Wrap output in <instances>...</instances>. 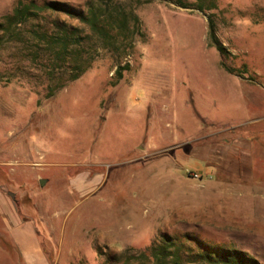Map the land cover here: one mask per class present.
<instances>
[{"label":"rangeland","instance_id":"374dc122","mask_svg":"<svg viewBox=\"0 0 264 264\" xmlns=\"http://www.w3.org/2000/svg\"><path fill=\"white\" fill-rule=\"evenodd\" d=\"M213 1L141 5L129 55L50 99L0 81V264H23L7 218L36 225L47 264H154L170 241L264 264V0Z\"/></svg>","mask_w":264,"mask_h":264},{"label":"trees","instance_id":"16d2710c","mask_svg":"<svg viewBox=\"0 0 264 264\" xmlns=\"http://www.w3.org/2000/svg\"><path fill=\"white\" fill-rule=\"evenodd\" d=\"M154 1L87 0L86 9H82L56 0H18L14 9L0 18V81L28 84L41 89L46 99L54 97L105 54L116 58L129 55L142 35L137 9ZM164 1L184 9H193L197 3L199 9L208 10L216 5L213 0L209 4H203L206 0ZM209 30L211 44L224 55L227 49L212 20ZM127 70L129 63L119 65L115 75L122 78ZM185 245L168 242L160 254L152 252L154 264H260L241 250L197 242L201 249L192 252Z\"/></svg>","mask_w":264,"mask_h":264},{"label":"crops","instance_id":"0c3cea01","mask_svg":"<svg viewBox=\"0 0 264 264\" xmlns=\"http://www.w3.org/2000/svg\"><path fill=\"white\" fill-rule=\"evenodd\" d=\"M23 220H25L23 218ZM6 232L10 239L19 247L23 264H47V260L41 255V249L36 243V225L28 222V227L20 228V223L4 219ZM24 223V222H23Z\"/></svg>","mask_w":264,"mask_h":264},{"label":"water","instance_id":"95a60500","mask_svg":"<svg viewBox=\"0 0 264 264\" xmlns=\"http://www.w3.org/2000/svg\"><path fill=\"white\" fill-rule=\"evenodd\" d=\"M45 183H46V180H45V179H42V180L40 181L41 186H44Z\"/></svg>","mask_w":264,"mask_h":264}]
</instances>
